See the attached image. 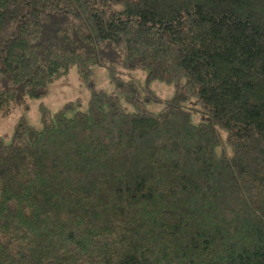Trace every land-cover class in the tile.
Returning <instances> with one entry per match:
<instances>
[{"label": "trees", "instance_id": "trees-1", "mask_svg": "<svg viewBox=\"0 0 264 264\" xmlns=\"http://www.w3.org/2000/svg\"><path fill=\"white\" fill-rule=\"evenodd\" d=\"M73 66L115 92L0 137V264H264V0H0V112Z\"/></svg>", "mask_w": 264, "mask_h": 264}, {"label": "rangeland", "instance_id": "rangeland-1", "mask_svg": "<svg viewBox=\"0 0 264 264\" xmlns=\"http://www.w3.org/2000/svg\"><path fill=\"white\" fill-rule=\"evenodd\" d=\"M105 56L109 58L110 61L111 53L109 51L105 52ZM114 58L116 56H113ZM115 58V66L120 72L123 79H135L140 86L142 93L146 86L147 73L143 69H133L127 68L120 62L121 58ZM91 86L96 90H103L109 94L115 92L114 85L110 82V77L107 67H96L94 70V76L89 83V85L81 78L78 73L77 67H71L68 75L50 84L48 87V93L41 98H30L27 100L28 108L25 109L23 105H10L9 114H5L4 111L0 112V137L9 143L11 141L14 127L19 122L22 117H25L28 124L35 127L36 129H41L42 120L40 106L45 105L52 114L57 113L66 103L75 102L80 99L81 106L79 110L87 111L88 103L91 96ZM150 89L162 100H169L175 94V88L172 84H166L160 81H155L150 84ZM121 103L123 109L126 112H135V108L130 105L124 98H121ZM165 103L160 101H153L146 105V108L154 113L160 112ZM188 107L191 109H198L193 104H189ZM75 111H70L69 116H73ZM193 122L199 124L201 122V113L193 112ZM224 136V132H223Z\"/></svg>", "mask_w": 264, "mask_h": 264}]
</instances>
